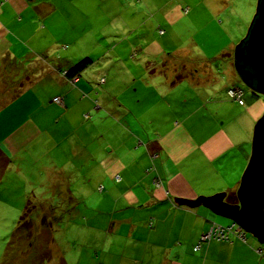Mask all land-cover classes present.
Listing matches in <instances>:
<instances>
[{"label": "crops", "instance_id": "1", "mask_svg": "<svg viewBox=\"0 0 264 264\" xmlns=\"http://www.w3.org/2000/svg\"><path fill=\"white\" fill-rule=\"evenodd\" d=\"M239 1L95 0L103 21L94 38L103 39L99 30L105 31L111 18L107 38L113 40L102 41L128 50L120 62L142 66L133 75L108 72L115 83L104 80L92 101L88 84L100 78L86 71L92 59L74 80L63 74L85 54L78 51L89 30L84 7L75 6V0H0V169H20L23 162L28 168L27 161L53 151L56 177L65 178L62 172L70 173L60 158L66 152L91 166L86 175L96 180L98 196L82 213L71 207L76 201L69 179L51 208L82 216L76 231L86 230L83 242L92 250L84 257L74 253L71 262L60 256L58 264H264V241L247 232L244 241L210 240L193 251L212 225L233 221L201 199L194 204L174 199L191 202L220 192L219 200L226 202L228 194L237 193L249 161L264 96L239 79L233 65L236 45H230L233 40L221 26L229 21L220 19ZM250 1L256 7V0ZM114 5L122 10L115 17L108 11ZM200 12L204 21L190 35L204 40L179 41L184 16ZM190 48H198L201 59L206 56L204 70L186 65ZM217 58L220 63L212 65ZM182 83L188 88L178 90ZM231 87L241 88L242 105L228 98ZM55 97L61 104L52 101ZM103 109L114 118L111 126ZM142 128L151 129V137L132 131ZM50 182L43 185L55 191L56 182Z\"/></svg>", "mask_w": 264, "mask_h": 264}, {"label": "rangeland", "instance_id": "2", "mask_svg": "<svg viewBox=\"0 0 264 264\" xmlns=\"http://www.w3.org/2000/svg\"><path fill=\"white\" fill-rule=\"evenodd\" d=\"M244 1L240 0L233 8L228 9V17L224 18L220 16L222 21L224 19L229 21V24L223 22L221 26L230 39L233 40L230 44L232 47L244 37L248 29L249 21L255 13V4L251 3L250 0H246L247 4ZM95 3V0H75V6L79 4L80 7H84L83 10L87 14L86 20L89 29L87 34L85 33L84 35V48H80L78 51L82 53L85 52L81 57H90L94 62L90 69L86 71L91 70L94 74H100V78H97L98 80L92 78L88 84L91 87L88 97L92 101L97 100L99 87H101L104 80L108 78V72L110 75L120 73L133 75L132 73L135 69L142 66V64L134 65L130 60L127 62H120L118 59L119 56L124 58L128 50L119 48L115 44L102 41L113 40V38H107L109 35L108 32L111 30L106 24L111 23V18L105 21V31L102 29L99 30L102 31L101 35L103 39L94 38L93 32L103 21V18H101L102 11ZM116 7L114 5L113 8L110 7L108 10L110 14H114L113 17L116 16L117 12H122L121 9L118 10ZM101 8L103 10V5H101ZM104 8H107V5L104 6ZM196 12L198 11L196 10ZM204 14L205 12H202V16H200V12L193 13L190 16H184L183 21L178 25V28L182 31V33L179 34H183L180 36L181 40L179 41H189L192 37L197 41L198 37L201 38L200 41L204 40L200 35H190V31L192 30L193 33L196 30L195 28L200 25V19L201 22L204 21L203 19L206 15ZM220 19L216 18L217 21H220ZM179 29L177 30L179 31ZM207 31L208 30H206V32ZM174 38L176 37L172 36L171 39ZM124 39L125 38L122 37L120 41H125ZM97 41L99 42L95 45ZM125 45L126 44H123L122 46ZM191 49L192 48L186 50L188 52V55H186V65L190 67H200V70H204L202 69L203 65L201 61L203 63L206 56L203 55L204 58L201 59L202 56L200 55L199 49ZM76 51L77 49H75V52ZM180 51L182 52L183 50ZM219 59L220 58H217V60L211 64H219ZM105 60H107L108 63ZM75 77H73L72 80H74ZM101 80L103 81L101 82ZM107 80L110 81L111 84L115 83L114 79L108 78ZM185 84L186 83H182L178 85V90L188 88ZM240 84L242 87L244 86L242 83ZM104 111L103 109V113L111 118L110 121L106 120V124L111 126L114 118L112 114H110V116ZM86 122L79 127V135L81 136L84 135V128L85 125H87ZM106 124L104 123V127L108 130L109 127ZM86 128L88 129V126H86ZM110 128L112 129L113 127ZM92 130L97 135L96 129H91V131ZM132 131L136 133L139 138H141V136L146 137V135L148 136L152 133L151 129L145 128ZM70 137L76 138L77 136L70 135ZM66 150L68 151L69 149L66 148ZM53 157L54 153L52 151V153L47 156L33 158L32 161L34 163H32L31 160L27 161L29 165L28 168H24L26 162H23L22 165L20 164V169L15 166L7 167L8 169L6 171L0 169V264H58L57 258H61L60 256L65 255V259L71 262V257L73 258L74 253L84 257V255L92 252L91 246H86L83 242L85 241L86 230L83 229L81 235H78L76 231V226L83 223L82 216L80 217L78 213L76 215L63 214L62 212H66L67 209L65 202L62 204V208L66 209H62V211L51 209L57 206V202H59L63 190L62 186H65L67 179L70 180V189L76 201L71 207H75L76 211L82 213L83 210H85L86 204L92 203L93 200L91 197L96 198V195L98 196V191L95 186L96 180L86 175L88 170L92 169V167L88 166L87 163H83L80 158L73 160L70 156H67L65 152L60 159H62L63 170L70 173V175L62 172V174L66 176L65 178L56 177L58 168L52 166L50 162L55 166L58 164L55 160H52ZM81 158H84V156ZM28 159L27 157V160ZM81 168L84 172H81ZM57 178H59L58 181H56ZM89 179L91 180L88 182ZM49 182L50 184L56 182L57 187L55 191L43 185ZM82 189L88 190L89 192L82 193ZM86 195L89 197L85 198ZM85 199L86 201L84 202ZM91 207L93 208L94 206L91 205ZM246 235L251 236L247 233ZM77 236L80 238H77Z\"/></svg>", "mask_w": 264, "mask_h": 264}, {"label": "water", "instance_id": "3", "mask_svg": "<svg viewBox=\"0 0 264 264\" xmlns=\"http://www.w3.org/2000/svg\"><path fill=\"white\" fill-rule=\"evenodd\" d=\"M237 46L238 54L234 57V69L241 82L253 94H261V89L264 87V0H256L255 13L250 20L245 36L236 44ZM263 116L264 112L253 127L249 161L241 175L240 186L236 193L239 205L219 200L223 194L220 192L207 196L198 195L191 202L186 198L174 197L176 201H185L188 204L197 203L201 199L213 210L226 214L233 223L239 225L245 232L252 234L259 242L264 241ZM254 131L256 132L254 133Z\"/></svg>", "mask_w": 264, "mask_h": 264}, {"label": "built area", "instance_id": "4", "mask_svg": "<svg viewBox=\"0 0 264 264\" xmlns=\"http://www.w3.org/2000/svg\"><path fill=\"white\" fill-rule=\"evenodd\" d=\"M102 81L103 80H101V82ZM242 95L243 92L239 87H231L227 89L228 98L237 102L239 105L243 104ZM52 101L56 104H61V99L58 97L53 98ZM154 184L155 186H158L159 181H154ZM234 237L244 241L245 231L239 225L235 223L228 226L212 225L206 232L200 235L198 244L193 247V251L199 249L200 244L207 243L210 240L229 241ZM258 253H260V251H258Z\"/></svg>", "mask_w": 264, "mask_h": 264}, {"label": "trees", "instance_id": "5", "mask_svg": "<svg viewBox=\"0 0 264 264\" xmlns=\"http://www.w3.org/2000/svg\"><path fill=\"white\" fill-rule=\"evenodd\" d=\"M238 46L234 50V57L238 54V51H237ZM91 64H92L91 58H89V57H83L80 60H78L76 63H74L72 66H70L68 69H66L65 71H63L64 77L69 78V79H72L73 77L79 75V73H81L82 71H84ZM261 95L264 96V87L261 89ZM263 118H264V116H263ZM255 132L256 131H254V133ZM241 187H242V185H241ZM237 201H239V198L234 193H230V194H228L226 196V202L227 203H236Z\"/></svg>", "mask_w": 264, "mask_h": 264}]
</instances>
